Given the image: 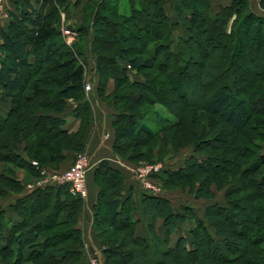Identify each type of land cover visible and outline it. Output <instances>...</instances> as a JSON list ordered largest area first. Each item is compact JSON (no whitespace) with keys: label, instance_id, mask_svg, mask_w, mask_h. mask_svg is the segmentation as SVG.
<instances>
[{"label":"trees","instance_id":"trees-1","mask_svg":"<svg viewBox=\"0 0 264 264\" xmlns=\"http://www.w3.org/2000/svg\"><path fill=\"white\" fill-rule=\"evenodd\" d=\"M10 1L9 21L0 29V89L3 104L9 106L0 115V198L23 192L25 183L16 178V168L36 177L38 168L31 161L53 167L68 155L74 160L84 150L93 120L83 95L87 48L88 55L96 58L98 97L115 111L111 122L114 156L132 163L148 162L156 147L159 153L166 149L164 158L174 149L193 146L180 167H164L154 178L167 189L188 186L194 190L197 184V198L206 200L212 197L208 192L212 183L227 189L223 201L207 204L199 216L190 205L174 206L135 182L128 185L120 168L101 161L93 170L98 194L92 207V230L103 215L119 222L102 238L103 264H110L115 255L111 248L119 243L118 233L138 259L134 264H197L202 258L210 259L204 264H264V152L248 146L250 140H264V51L261 56L258 49L264 41H257L264 37V14L254 12L249 0H230L217 11L208 0H140L138 7L136 0H129V15L123 16L120 0H87L78 23L67 28L78 35V42L68 46L59 29L60 12L71 19L81 0L73 4L71 0ZM193 2L197 8L203 5L205 12L198 13ZM260 6L264 7V0ZM236 20L234 37L243 40L236 41L238 54L232 46L231 57H248L251 77L237 75L235 84L245 86L235 85L236 91H230L227 83L221 85L220 77L229 67L221 48L222 53H216L210 63L214 73L210 84L196 80L204 88L202 96L189 102L186 85L195 81L191 72L201 66L187 52L193 51L190 43L198 44L196 24L205 30L203 41L217 44L211 47L216 51L232 39L233 31L228 29ZM108 78L114 82L110 94H106ZM70 103L75 106L70 108ZM156 104L176 119L153 131L140 122ZM67 114L78 120L75 132L65 127ZM202 116L227 126L232 134L240 132L243 138L238 141L232 136L218 143L200 140L209 132ZM21 127L36 137L26 156L11 146L26 136ZM164 140L168 144L161 147ZM192 179L197 181L187 185ZM203 188L208 194L201 193ZM234 195L238 198L232 199ZM83 208L84 201L72 196L67 185L39 187L18 198L10 206L18 222H4L0 213V264H81L85 255L78 223ZM159 219L162 235L156 230ZM140 221L145 237L136 233ZM233 246V254L221 253ZM217 254L219 259H212Z\"/></svg>","mask_w":264,"mask_h":264},{"label":"rangeland","instance_id":"rangeland-1","mask_svg":"<svg viewBox=\"0 0 264 264\" xmlns=\"http://www.w3.org/2000/svg\"><path fill=\"white\" fill-rule=\"evenodd\" d=\"M71 1H72V4H73L74 1L73 0H71ZM86 1L87 0H81L79 2V4L76 5L73 8V14H72L73 16L69 20L66 19V14L63 11L60 12L61 21H60V28L59 29H60V32H61L62 37L64 39V42L65 43L68 42V44L70 46H73L74 44H76L78 42V35L72 29H70L73 32L72 36L65 35L62 32V30L68 28L69 25L74 26V24H76V22L78 23V19L80 17H82L83 4ZM182 1L184 2L185 0H182ZM208 1H210V4H211L212 8L215 11H217L219 6L228 4L230 0H208ZM130 2L131 1H129V0H120L119 1V11H120L121 15H123V16L124 15H126V16L129 15ZM135 4L138 7V4L140 5V0H136ZM194 4L195 3L193 2L192 3L193 7H194ZM249 5H250V7L252 9L258 10V12H261L262 14H264V7L260 6V0H249ZM202 6L203 5H201V7L197 8L196 5H195L194 8H196V10H198V13L201 12L203 14L205 12V9ZM12 9H13V6H12V2L10 0H0V29L2 27L6 26L7 22L9 21L8 12L10 10H12ZM200 19H198L199 22L197 21L198 24L201 21ZM230 21H233V18ZM198 24H196V26H195V37L198 40L197 41L198 44L195 41H193L192 43H190L192 45L189 44L190 48L191 49L193 48L192 49L193 51L192 52L187 51L188 54H191L193 56V58H195V60H199L200 61V65H201L200 67L197 68V70L191 72L195 76V81H193L192 83H188L186 85L187 86L186 87V93H187L189 102H195V101L201 99L202 90L204 88L201 87L200 81L202 83H205V85H207V86L210 84V83L209 84H207V83H208L209 79L211 78V75L214 74V73H212L209 70L210 63L212 62V58L215 56V54L216 53L217 54L220 53L219 51L221 50V48H223V50H224V51L221 50L223 52V53L222 52L221 53L223 55L225 53L226 57H227V60H229L228 61V63H229L228 71H226L224 73L225 76H221L220 77L221 78L220 79L221 85L227 83L229 85V88L231 89L230 91H232V90L236 91L237 89H236L235 85L236 86H242V85L245 86V84L243 82H241L239 84H235V81L237 80V75H242L246 79V78H250L251 77L250 73L253 71L252 67L250 65L251 63L249 64V62L247 61L248 57H244V58H238V57H233V56L231 57V53L230 52L232 51V46L233 47L236 46L235 50L237 51V54H238L240 47H239V41H238V43L236 41H237V39H240V41L243 40V39H241V36L238 37V38L234 37L235 36L234 32L236 31V27H237V24H238L237 20L234 22V27L231 28L229 26L230 28L228 29L230 32L233 31L232 39L228 40V42L226 44H225V42L224 43L222 42L221 46H219L220 48L217 47L216 51H213L212 48H211V47H216L217 46V44L214 41L213 42H210V41L209 42L208 41L205 42V41L202 40V37H203L202 35H204V31L205 30L204 29L199 30ZM248 28H249V24H246L244 29L246 31H248ZM175 36H176V34H175ZM243 38L246 39L247 35H245V37H243ZM257 41L260 42V44H263L264 37L262 39L259 38ZM223 44H225V46ZM226 45H227V47H226ZM263 45L262 46L260 45L261 47H258L259 55H261V56H263V51H264L263 50V48H264ZM173 48H174V46H172V49ZM85 52H86L87 64L84 67L85 82L83 84V95H84V99L87 102H89L90 93L88 94L86 92L85 83H86V80H87V77L89 76V74L94 71V64L96 63V58L94 56L90 57L88 55L87 48H86ZM218 56L219 55L216 56V59H218L217 62L220 59V58H217ZM227 65L228 64L225 63L224 66H227ZM222 71L223 70L221 69V72ZM219 72H220V69H219ZM138 78L140 79L141 76L139 75ZM99 79H100L99 76L96 74L95 75L96 82L97 81L100 82ZM141 79L143 80V77ZM110 80H112V79L108 78V79L105 80L106 81V85L109 84ZM196 80H200L198 82V84L196 83L197 82ZM94 91H96L97 98H98V100H100L99 97H98L97 86L94 87ZM2 94H3V92L0 89V106L4 103V100H2ZM147 95H149V94H147ZM72 104H74V103H72ZM104 104H105V102H104ZM69 106L71 107V103L69 104ZM110 108L112 109L113 112H115L113 107H110ZM91 110H92V108H91ZM112 111H110V112L112 113ZM0 112H1V108H0ZM92 114H93V111H92ZM113 117L114 116L110 114V116H109L110 120ZM175 119L176 118L173 115H171L168 112V110L163 105L156 104L153 107H151V109H149V113L141 120L140 123L145 125L147 128H149V129H151L153 131H157L159 128H161V126H163L164 124H167V123L174 122ZM201 120L208 127V131L209 132L206 133V135L204 133L200 140L205 139V138H209V139H214L215 142L218 143V142L223 141V140H229L230 137H232V136L234 138H236L238 141H240L243 138V136H242V134L240 132L232 134V131L227 130L228 129L227 126H225V125H223V124H221L219 122H215V120H213V119H211L209 117L202 116ZM93 122H94V114H93L92 123ZM263 123H264V120H263ZM78 127H79V125H77V127L73 131L75 132L78 129ZM89 127H88V129L86 131V134L88 133ZM21 129L25 130L26 136L23 137V139L21 141H17V142L13 141L11 143V146H13V148H15V150L17 152H20V153H22L23 156H26V151H28L30 148H33V146H34V144L36 142V139H35L36 137H33L32 131L28 132L29 128L21 127ZM251 136H252V134L250 135V137ZM170 137H171V134H170V136H168V138H170ZM262 137L264 139V136H262ZM175 141L176 142H173V143L176 145L177 139H175ZM251 142L252 141L250 140V144H248V146L251 149H256V147H259L261 149V153L264 152V140H262L260 138L258 140L253 141L252 143ZM166 144H168V143H166ZM166 144H165V140H164V142L161 145V147H164ZM214 145H215V143H214ZM172 148H174V147H172ZM157 150H158V147L153 149V160L152 161H148V162L147 161H139L137 163H132V162H129L127 160H121V164L125 165L126 167H131V168H134V169H138L139 168V169L142 170L143 174L146 172L147 168H153V167L158 166V165H161L162 168H164V167H170V168H174L175 167L176 168V167H178V165L183 163V161L192 153L194 148H193V146L192 147L190 146V147L174 149V151L170 150V152L171 151L172 152L170 154L169 153H165L164 154L165 155L164 158H161V155L166 151V149L164 151H162L161 153H159ZM206 151L209 154H211V152H212V151H210V149L209 150L207 149ZM168 152H169V150H168ZM39 153H42V155L47 154L43 150L39 151ZM203 153H204V150H203ZM76 154L77 155H80V154L87 155L88 158H89V161H90L89 162V164H90L89 167L91 168L92 161L90 159V156L87 154L86 148H84V150H82L80 152H77ZM217 154H219V153L212 152L211 155L218 156ZM31 162H32V164L34 163L35 164L34 166H36L38 168L36 177H34L32 175H27L26 171H24L23 169L16 168V178L24 181V183H25V187H24V190L22 192V194L25 193V195H26V193L28 194L29 192H32L33 190L43 186V184L47 180V177L43 176L41 174L40 170H46V172H49L50 174H60V173H63L68 168H70L73 165L74 160L69 161V160L65 159L62 162L57 163L53 167H50V166H38L36 161H31ZM90 168H89V170L86 173V190H87V177L89 176V174H91L90 172H92L90 170ZM151 181H152L153 187L156 190L160 191L164 196H166L174 204H180V205L181 204H188V205L196 208L197 209L196 212H198V213L200 211H202V208L204 206H206L208 203L223 201L225 196H226V190H227L226 188L218 187L216 184L212 183L210 185L209 190H208V192L210 193V195L212 197H211V199H207L206 200V199H203V198H197V195H198L197 189L199 187V186H197V184L196 185L193 184L194 187H196V188H194V190L191 189V188H188V186L184 187L183 189L182 188L180 189V188H177V187H174V188H171V189H167V188H165L163 186L162 182L159 179L153 178ZM196 181L197 180L192 179V180H190L189 183H187V185L195 183ZM94 185H95V188H96V197H97L98 189H97V186H96L95 183H94ZM206 192L207 191H205L204 188L201 190V193L204 194V195H205ZM208 192H207V194H208ZM8 195H9V197L10 196H16V193H9ZM8 195H7V197H5L3 199L0 198V207H1V203L5 202V200L8 199ZM231 198L233 199V198H238V197L234 195ZM82 200L84 201L85 199H82ZM95 201H96V199H95ZM83 214H84V208L82 209V212L80 213L79 221H80L81 218H83ZM103 216H101L100 220L98 222H96L97 223V227L93 230V234L95 236V239L97 240V242H98V244L100 246L101 256H102V251L104 250V248H106L101 243L102 242V238L106 236V232L107 233L111 232L113 230V228L115 226H117V224L119 223L118 220L117 221L116 220L115 221H109V220H107V218L105 216L104 217ZM158 223H161L160 219L158 220ZM242 230H243V228H242ZM80 239L82 240V243H83V252H84V255H85V258H84L82 263H84L86 261L88 264H94L93 263L94 262L93 261L94 260L93 256H91L90 254L87 253L86 240H85V237H84L82 231L80 233ZM121 239L122 238L120 237V233H118L119 243L116 246L111 248L112 250H114L116 252H115V255H114V253H112V258L110 259V261H111L110 264H134V263H137L138 259H136L130 253L131 252V248L126 244L125 241H123ZM235 250H236V246H233L231 248V250H223V251H221V253H223L224 255L228 256L230 254H233L235 252ZM213 258L218 260L219 259L218 254L214 255L212 257V259ZM102 260H103V257H102ZM209 260H210L209 258H208V260L202 258V259H199L197 261V264H204V262H207ZM168 261L169 260H167V262ZM181 263H183V262H181ZM29 264H32V263H29ZM167 264H170V263H167ZM183 264H185V263H183Z\"/></svg>","mask_w":264,"mask_h":264},{"label":"crops","instance_id":"crops-1","mask_svg":"<svg viewBox=\"0 0 264 264\" xmlns=\"http://www.w3.org/2000/svg\"><path fill=\"white\" fill-rule=\"evenodd\" d=\"M254 12L261 14V12H258V10L252 9ZM95 72H91L88 76L89 81L92 86V91L89 95V103L92 108L93 114H94V122L90 125L88 133L85 136L84 144L87 151V154L90 156V159L92 161V165L90 170L91 174L87 177V197L84 200V214L83 218L80 219L78 223L79 229L82 231L85 240H86V250L87 253L93 256V259L97 260L98 264H103L102 256L100 253V246L95 239V236L93 234L92 230V206L95 204L96 199V188L93 181V170L99 164L101 161H107L114 167L120 168L127 177V184L131 185L133 182L131 174L121 168L119 163L121 160H119L117 157L114 156L112 153V144L114 139V132L111 127V121L109 116L114 115V112L110 107H108L106 104H104L102 101L98 100L96 91H94V85L96 83L95 80ZM114 90V82L113 80H110L109 84L106 87V94H110ZM72 107L75 106V104H72ZM1 112L0 115H4L8 111V104H2L0 106ZM71 108V107H70ZM112 111V113L110 112ZM67 113V111H66ZM66 121V128L70 130H74L78 125V120L74 119L71 115L67 114L65 117ZM109 120V121H108ZM67 160L72 161L73 156L68 155ZM182 164L178 165L180 167ZM175 168V167H174ZM20 180V179H19ZM27 194V193H26ZM25 195L20 193L16 194V196H10L8 195V199L5 200V202L1 203L0 207V213L3 212L4 214V222H18L19 218L11 211L10 206L14 204V202L20 198L21 196ZM156 196H164L162 193L160 195ZM171 201V200H170ZM172 205L179 206V204H174L171 201ZM209 204V203H208ZM188 205V204H187ZM192 207V206H191ZM205 207V206H204ZM203 207V208H204ZM195 211H197L196 208L192 207ZM202 208V210H203ZM198 213V212H197ZM199 216H202V211L198 213ZM157 233L159 235L163 234V229L161 226V223L157 224L156 227ZM136 233L140 237L146 236V231L144 229V224L142 221H140L137 224ZM176 236L173 235L172 239ZM87 257V256H86ZM81 264H88L86 261Z\"/></svg>","mask_w":264,"mask_h":264},{"label":"built area","instance_id":"built-area-1","mask_svg":"<svg viewBox=\"0 0 264 264\" xmlns=\"http://www.w3.org/2000/svg\"><path fill=\"white\" fill-rule=\"evenodd\" d=\"M62 32L65 35H73L72 30L63 29ZM66 45L70 46L68 42ZM85 90L89 94L91 93L92 86L87 77L85 83ZM89 158L87 155L80 154L75 156L73 165L60 174H50L46 172V170H40L43 176L47 177V180L43 184V186L48 185H67L69 193L74 197H79L81 199H86L87 190H86V173L89 170ZM33 165H35L33 163ZM121 168L131 174L133 182L138 184L141 190L150 193L152 195H160L161 192L156 190L152 185V179L157 175L161 170L162 166L158 165L153 168H147L146 172L143 174L141 169H134L131 167H126L125 165L119 163ZM41 186V187H43ZM94 264H98L97 260H93Z\"/></svg>","mask_w":264,"mask_h":264},{"label":"bare ground","instance_id":"bare-ground-1","mask_svg":"<svg viewBox=\"0 0 264 264\" xmlns=\"http://www.w3.org/2000/svg\"><path fill=\"white\" fill-rule=\"evenodd\" d=\"M30 183V182H29Z\"/></svg>","mask_w":264,"mask_h":264}]
</instances>
